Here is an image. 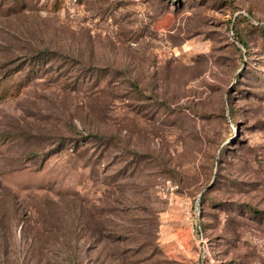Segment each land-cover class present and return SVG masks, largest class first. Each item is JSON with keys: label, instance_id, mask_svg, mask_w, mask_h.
<instances>
[{"label": "rangeland", "instance_id": "obj_1", "mask_svg": "<svg viewBox=\"0 0 264 264\" xmlns=\"http://www.w3.org/2000/svg\"><path fill=\"white\" fill-rule=\"evenodd\" d=\"M0 264H264V0H0Z\"/></svg>", "mask_w": 264, "mask_h": 264}, {"label": "trees", "instance_id": "obj_2", "mask_svg": "<svg viewBox=\"0 0 264 264\" xmlns=\"http://www.w3.org/2000/svg\"><path fill=\"white\" fill-rule=\"evenodd\" d=\"M44 52H46V51L37 52V54L39 53L38 55L36 54L37 57H38V59H37L38 62H42L39 58H45L44 57V54H45Z\"/></svg>", "mask_w": 264, "mask_h": 264}]
</instances>
